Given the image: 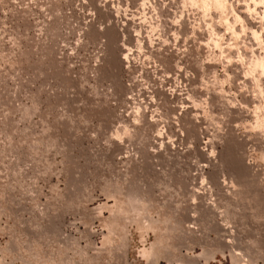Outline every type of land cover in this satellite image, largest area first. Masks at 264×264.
I'll return each instance as SVG.
<instances>
[{
  "label": "rangeland",
  "instance_id": "374dc122",
  "mask_svg": "<svg viewBox=\"0 0 264 264\" xmlns=\"http://www.w3.org/2000/svg\"><path fill=\"white\" fill-rule=\"evenodd\" d=\"M0 264H264V0H0Z\"/></svg>",
  "mask_w": 264,
  "mask_h": 264
}]
</instances>
